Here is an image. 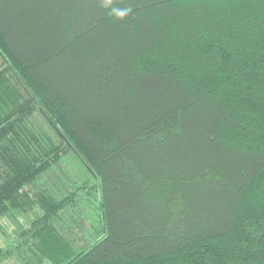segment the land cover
Masks as SVG:
<instances>
[{
	"label": "trees",
	"instance_id": "obj_1",
	"mask_svg": "<svg viewBox=\"0 0 264 264\" xmlns=\"http://www.w3.org/2000/svg\"><path fill=\"white\" fill-rule=\"evenodd\" d=\"M115 6L0 0V220L32 264H264V0ZM73 154L97 185L54 196Z\"/></svg>",
	"mask_w": 264,
	"mask_h": 264
},
{
	"label": "rangeland",
	"instance_id": "obj_2",
	"mask_svg": "<svg viewBox=\"0 0 264 264\" xmlns=\"http://www.w3.org/2000/svg\"><path fill=\"white\" fill-rule=\"evenodd\" d=\"M1 63L2 59L0 57ZM42 181H47V183L51 184L54 196L68 195L78 185L83 184L84 186H89V188L97 185V179L81 159L74 154L64 158L53 167L49 175L43 178ZM85 204V210L72 212V214L68 210L66 216L68 227L76 228L78 238L84 240L89 231L92 230V223L99 226L98 223L93 221V216L91 214L89 216L87 213L96 212V203L89 204L87 202ZM31 220L30 217H20L19 225L13 224L7 218L0 220V264H32L34 258L32 250H34L35 246L31 250L33 243L29 245V242H27L28 238L25 236V233L29 230Z\"/></svg>",
	"mask_w": 264,
	"mask_h": 264
},
{
	"label": "clouds",
	"instance_id": "obj_3",
	"mask_svg": "<svg viewBox=\"0 0 264 264\" xmlns=\"http://www.w3.org/2000/svg\"><path fill=\"white\" fill-rule=\"evenodd\" d=\"M100 4L107 10V14L116 20H124L132 11L131 8L116 7L115 0H100Z\"/></svg>",
	"mask_w": 264,
	"mask_h": 264
}]
</instances>
